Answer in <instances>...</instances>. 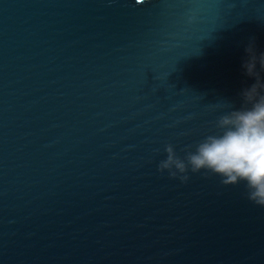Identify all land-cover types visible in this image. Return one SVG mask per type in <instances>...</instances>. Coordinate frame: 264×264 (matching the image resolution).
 I'll return each instance as SVG.
<instances>
[{
  "label": "water",
  "instance_id": "obj_1",
  "mask_svg": "<svg viewBox=\"0 0 264 264\" xmlns=\"http://www.w3.org/2000/svg\"><path fill=\"white\" fill-rule=\"evenodd\" d=\"M249 42L264 0H0V264H264L243 182L157 171L241 106Z\"/></svg>",
  "mask_w": 264,
  "mask_h": 264
},
{
  "label": "clouds",
  "instance_id": "obj_2",
  "mask_svg": "<svg viewBox=\"0 0 264 264\" xmlns=\"http://www.w3.org/2000/svg\"><path fill=\"white\" fill-rule=\"evenodd\" d=\"M245 53L241 67L254 82L241 90V106L228 105L215 121L216 131L186 145L183 157L172 144L165 145L157 171L181 183L189 180V172L215 175L224 185L243 182L247 199L264 207V52L257 53L249 42Z\"/></svg>",
  "mask_w": 264,
  "mask_h": 264
}]
</instances>
